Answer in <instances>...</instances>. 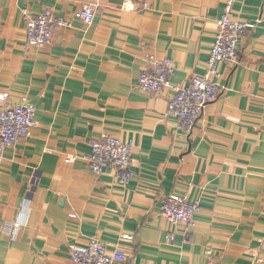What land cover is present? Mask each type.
Listing matches in <instances>:
<instances>
[{
    "label": "crops",
    "instance_id": "1",
    "mask_svg": "<svg viewBox=\"0 0 264 264\" xmlns=\"http://www.w3.org/2000/svg\"><path fill=\"white\" fill-rule=\"evenodd\" d=\"M125 1L0 0V109L37 108L30 135L0 158V264H67L92 237L125 249V264H264V0L235 4L250 27L192 131L170 112L171 88L149 93L138 78L150 54L172 61L174 85L205 73L226 0ZM89 3L87 24L75 12ZM45 7L70 25L37 47L27 20ZM102 134L133 144L129 181L91 170ZM171 195L200 205L191 226L162 214Z\"/></svg>",
    "mask_w": 264,
    "mask_h": 264
},
{
    "label": "built area",
    "instance_id": "2",
    "mask_svg": "<svg viewBox=\"0 0 264 264\" xmlns=\"http://www.w3.org/2000/svg\"><path fill=\"white\" fill-rule=\"evenodd\" d=\"M129 1L131 0L125 2ZM237 1L226 0L224 4L223 13L217 20V33L205 73L195 75L188 85H174L171 82L174 71L172 61L160 60L150 54L147 67L139 75L138 84L146 92L161 94L167 88L173 90L168 106L172 115L178 118V127L184 131H192L205 106L219 97L222 88L214 79L218 75V65L222 62H238L239 41L250 24L235 16L234 7ZM95 16L96 5L91 3L83 5L75 12V17L87 24L92 23ZM69 25V19L58 17L51 8L45 7L37 17L28 16L27 42L37 47H47L51 44L56 29ZM7 98L6 93H0V102H7ZM36 110V105L29 102L14 103L0 109V158L6 147L30 135L31 129L36 125ZM132 149L131 142L102 134L92 140L91 153L86 159L94 173L102 174L106 169L113 167L118 172L119 180L127 182L132 177ZM77 158L70 155L66 161L74 163ZM199 210L200 205L197 202L179 195L169 196L161 206L162 214L172 225L188 227L194 223V217ZM127 260L125 249L118 246L109 251L100 239L92 237L85 245L70 249L67 264H125ZM242 264L257 263L252 261Z\"/></svg>",
    "mask_w": 264,
    "mask_h": 264
},
{
    "label": "clouds",
    "instance_id": "3",
    "mask_svg": "<svg viewBox=\"0 0 264 264\" xmlns=\"http://www.w3.org/2000/svg\"><path fill=\"white\" fill-rule=\"evenodd\" d=\"M23 211L19 212L18 215H17V218H16V223L18 225H23L27 222L28 220V203L27 201H25L23 204Z\"/></svg>",
    "mask_w": 264,
    "mask_h": 264
}]
</instances>
